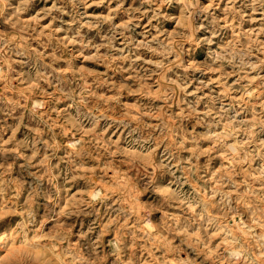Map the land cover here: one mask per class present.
I'll return each instance as SVG.
<instances>
[{
	"label": "rangeland",
	"instance_id": "obj_1",
	"mask_svg": "<svg viewBox=\"0 0 264 264\" xmlns=\"http://www.w3.org/2000/svg\"><path fill=\"white\" fill-rule=\"evenodd\" d=\"M0 248L264 264V0H0Z\"/></svg>",
	"mask_w": 264,
	"mask_h": 264
},
{
	"label": "bare ground",
	"instance_id": "obj_2",
	"mask_svg": "<svg viewBox=\"0 0 264 264\" xmlns=\"http://www.w3.org/2000/svg\"><path fill=\"white\" fill-rule=\"evenodd\" d=\"M183 1V0H182ZM184 3V2H183ZM187 8V7H186ZM189 28V27H188ZM248 91V90H247ZM254 92V91H253ZM245 93V92H244ZM256 93V92H255ZM244 95H246V94H244ZM247 96V95H246ZM37 108H39V107H37ZM232 155V154H231ZM112 175V174H111ZM93 192H95V191H93ZM95 194V193H94ZM243 231V230H242ZM116 238V237H115ZM16 246V245H15ZM14 246V247H15ZM73 247V246H72ZM1 249V248H0ZM6 252V251H5ZM7 253V252H6ZM5 254V253H4ZM15 257H16V255H15ZM19 262V261H18Z\"/></svg>",
	"mask_w": 264,
	"mask_h": 264
}]
</instances>
